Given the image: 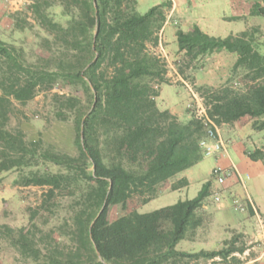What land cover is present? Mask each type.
I'll use <instances>...</instances> for the list:
<instances>
[{
  "label": "trees",
  "instance_id": "trees-1",
  "mask_svg": "<svg viewBox=\"0 0 264 264\" xmlns=\"http://www.w3.org/2000/svg\"><path fill=\"white\" fill-rule=\"evenodd\" d=\"M71 1L74 5L82 4L84 27L94 31L87 44L89 51L95 53L93 60L71 66L72 69L60 64L56 71L37 70L23 60L20 50L0 40V59L5 65L0 69V172L24 165L28 146H33L30 152L34 156L40 143L26 141L19 129H7L13 100L24 103L31 99L38 90L48 88L56 75L68 81H82L86 77L96 92L94 107L76 124L79 156L47 151L41 154L42 158L66 168L80 160L89 163L92 170L87 177L96 184L97 212L80 223V243L87 246L88 259L81 262L78 255L73 256L74 260L52 257L49 264H177L182 259L196 261L215 256L225 259L234 250L243 251L233 246V240L224 241V246L217 250L186 252L175 248L179 240L191 236L201 225L202 218L196 210L209 195V180L190 199L145 213L132 211L107 221L110 205L124 203L135 193L145 194L193 165L196 160L192 146L204 136V125L200 118L181 122L169 110H160L155 104L159 91L147 80L167 83L164 65L158 56L147 51L146 44L157 41V31L165 20L164 9L170 2H161L139 13L137 0ZM249 12L264 17V0L254 2ZM175 37L177 50L188 57L225 50L236 54L232 69L242 67L247 71L245 75L251 83L242 92L232 91L228 86L198 88L205 116L214 125L234 122L245 115L252 118L264 115V53L254 46L251 34L242 31L217 37L194 25L188 31L178 28ZM103 64L109 72L93 81L94 72ZM67 101L72 104L76 100L67 98ZM252 126L264 129V120H256ZM98 130H102L105 153ZM246 155L251 160L264 159L260 149L246 151ZM64 178L63 174L33 175L24 177L22 184L49 186L51 194ZM186 184L187 180L181 178L172 188ZM0 228L22 253H38L25 234L14 239L11 227L3 224Z\"/></svg>",
  "mask_w": 264,
  "mask_h": 264
},
{
  "label": "rangeland",
  "instance_id": "rangeland-1",
  "mask_svg": "<svg viewBox=\"0 0 264 264\" xmlns=\"http://www.w3.org/2000/svg\"><path fill=\"white\" fill-rule=\"evenodd\" d=\"M164 1L170 2V5L164 9L166 19V14L171 8V1L161 2ZM243 1L240 0V3L243 4ZM246 1L251 2L252 0ZM81 5L80 3L74 5L71 0H0V40L20 50L23 60L34 65L37 70L56 71L60 64L70 66L69 69H72L81 62L88 59L93 60L96 57L95 53L89 51L87 44L94 31L89 28L85 29L86 18L84 10H80ZM151 6L152 2L141 0L138 11L144 13ZM240 7L241 5L234 10L240 12L242 9ZM180 14L172 15L175 20L172 23L176 30L181 26L185 28L186 23L189 24L193 18L190 15ZM233 19L244 21L243 16ZM164 21L157 31V41L147 42V51L159 57L160 63L166 70L164 77L167 83H175L183 87L181 91L185 95V100L189 98L184 108L190 112L191 117L199 119L202 114H205L203 99L198 91L199 87L228 86L232 91L242 92L251 83L245 75L246 69L242 67L232 69L235 53L219 50L201 56L188 57L183 52L172 48L169 43L172 31L166 28L162 30ZM243 31L251 34L254 46L264 53V35L258 26L248 25ZM4 68L5 65L0 59V69ZM109 70H105L104 64L101 65L94 72L93 81H99V76L102 73H108ZM147 80L153 88L159 91L160 83L157 79L148 78ZM206 80L209 83H206ZM192 92L195 97L192 96ZM164 95L168 99L177 96L175 89L168 86H164ZM67 98H74L76 101H71V104ZM95 101L96 92L86 77L82 81H68L61 75H56L48 88L38 90L31 99L24 103L13 100L7 129H19L26 141L39 140L40 143L36 146L34 156L30 152L33 146H28L24 165L0 172V226L5 224L11 227L14 239L19 234H25L30 241L31 248L38 249V253H22L19 246L11 241L13 239L8 237L3 228H0V264H49L48 261L52 257L59 260H74V255L80 256L78 258L81 262L88 259V248L80 243L82 237L80 223L81 221L86 222L88 218L91 219L97 212L94 196L96 184L87 177L91 175V165L82 163L80 160L71 163L66 168L42 158L41 154L47 151L78 157L79 146L76 138L79 130L76 124L94 107ZM249 119H252V124L256 120H264V115L253 118L245 115L239 118L238 122L244 123ZM204 122H207L206 118L202 120V123ZM101 132L102 130H98L97 135L103 153H105ZM254 138L264 142V132L255 134ZM81 140L80 134V142ZM260 148L255 149L262 150L264 155V146ZM232 156L239 164L240 160L234 152ZM212 164L211 156L202 159L199 166L204 168L203 177L207 175ZM54 174H63L65 178L51 194H49V186L22 184L24 177ZM209 178L211 182V175ZM164 185L166 181L157 186ZM153 190L154 187H151L145 194L135 193L124 203L110 205L107 211V221L110 222L136 211L148 196L152 195ZM188 195L191 197V192ZM168 201L167 198L166 200L156 199L143 209L153 210V207L156 209L169 203ZM204 202L208 209L199 207L196 210V214L202 218V221L206 218L208 211L217 208L210 198H205ZM232 206L234 207L233 204ZM234 209L236 210L235 207ZM238 213L239 211H236V214ZM229 240H233L232 244L235 248H243V251L234 250L223 259L224 263L237 264L256 255L264 256L263 244L259 240L250 241L245 235L237 232H232L226 241ZM177 264H194V260L182 259Z\"/></svg>",
  "mask_w": 264,
  "mask_h": 264
},
{
  "label": "crops",
  "instance_id": "crops-1",
  "mask_svg": "<svg viewBox=\"0 0 264 264\" xmlns=\"http://www.w3.org/2000/svg\"><path fill=\"white\" fill-rule=\"evenodd\" d=\"M139 1L136 3V11H138ZM152 2L153 5L159 4L163 0H144ZM171 8L164 21L163 29L172 31V38L170 45L177 50V43L175 37V28L172 23L174 18L172 15L181 13L182 15H190L193 18L186 23V27H180L183 31H188L195 24L203 32L217 37H225L228 35H235L245 29L248 25H256L264 35V17L257 15H250L251 4L258 0L251 2L240 0H170ZM239 5L241 11L236 9ZM244 5V7H242ZM191 9V10H190ZM189 10V11H188ZM235 11V12H234ZM239 13V14H238ZM180 14V15H181ZM184 15V16H185ZM244 17V21L234 20L235 17ZM171 17V18H170ZM171 20V21H170ZM175 22V20H174ZM179 24H182L179 22ZM160 42V38H159ZM263 46V45H262ZM233 55V54H232ZM236 57L233 59V63ZM201 71V70H200ZM179 78V76L177 77ZM200 83L201 80H199ZM206 83H209L206 80ZM164 86L173 87L176 91V98L168 99L164 95ZM181 85L175 83H161L159 87V94L156 97V104L160 109H168L181 122H185L191 118L190 112L185 110L189 98H184ZM192 96L195 94L192 92ZM243 118V117H241ZM240 118V119H241ZM252 119L240 123L234 121L232 123H222L216 126L218 135L225 142V153L221 155L211 156L213 164L207 171V177L202 176L203 166H199L204 156L201 148L194 143L192 146L195 163L190 167L178 172L173 177L166 180V185L155 186L152 195H149L147 200L143 202L136 212L145 213L152 210H144L151 201L156 199L169 200L167 204L175 203L177 200L190 199L194 197L202 184L209 180L211 170L214 167L228 169L232 166L235 168L237 175L241 177V181L236 177H229L225 180L222 187L223 203L217 208H213L207 212V216L198 226L191 236L179 240L175 248L177 250L186 252H197L199 250H217L222 248L224 241L230 238L232 232H237L245 235L250 241L259 240L264 248V161L251 160L246 155V151L250 152L255 148L264 146L263 141H258L254 138L257 133L264 132V129L254 130L252 128ZM261 149V148H260ZM232 152L238 157L239 164H237L232 156ZM181 178L187 180V184L172 188V184L177 183ZM213 187V184H211ZM210 186V187H211ZM191 192V197L189 193ZM232 196H236L240 202L245 205L243 211L235 210L231 203ZM209 198V197H207ZM205 200V199H204ZM204 200L200 206L201 209H208ZM207 207V208H206ZM160 208V207H158ZM143 209V210H142ZM157 209V208H156ZM154 210V207H153ZM236 211H239L236 214ZM214 244V246L212 245ZM223 259L216 256L213 258H200L194 261V264H228L224 263ZM264 264V256L262 254L248 258L244 262L237 264Z\"/></svg>",
  "mask_w": 264,
  "mask_h": 264
},
{
  "label": "built area",
  "instance_id": "built-area-1",
  "mask_svg": "<svg viewBox=\"0 0 264 264\" xmlns=\"http://www.w3.org/2000/svg\"><path fill=\"white\" fill-rule=\"evenodd\" d=\"M205 118L207 119V122L203 123L206 125L204 127V136L197 141V145L201 148L204 156L224 154L225 144L223 140L218 135L215 125L205 116V114H202L200 117L201 120ZM233 176H236L237 179L241 181V177L236 174L233 167L222 169L216 166L212 168L211 184H213V187H210L209 195L207 197H209L211 201L217 205V207L221 206L223 203V194L221 188L224 185L225 180ZM231 202L236 209L240 211L245 209V205H243L236 196H232Z\"/></svg>",
  "mask_w": 264,
  "mask_h": 264
}]
</instances>
